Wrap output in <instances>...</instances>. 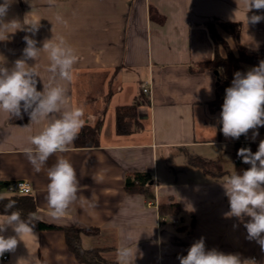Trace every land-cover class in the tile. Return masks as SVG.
Returning <instances> with one entry per match:
<instances>
[{"label":"crops","instance_id":"1","mask_svg":"<svg viewBox=\"0 0 264 264\" xmlns=\"http://www.w3.org/2000/svg\"><path fill=\"white\" fill-rule=\"evenodd\" d=\"M254 14L264 10L246 13L243 0H11L4 22L15 20L21 28L0 40V60L11 69L22 58L25 35L37 47L63 38L79 57L73 79L58 81L67 90L63 109L83 107L85 125L99 123V138L96 148L71 144L37 173L23 148L31 146L29 138L48 121L30 124L27 114L15 121L0 112V182H28L38 220L95 230L81 238L82 247L109 249L105 257L117 264V250L124 245L137 249L132 264H180L177 257L187 255L200 238L206 249L264 264L260 245L247 239L244 223L249 218L225 216L230 207L223 184L234 174L235 140L218 134L219 115L208 112L215 98V71L199 67L214 56L209 24H240L241 45L264 52V21H246ZM32 24H38L35 35L28 31ZM27 63L36 66L37 90H42L52 75L47 53ZM142 84L149 87L148 97L140 95ZM124 106H136L137 123L132 132L119 135L114 113ZM258 138L250 130L236 140ZM60 156L76 171L78 200L64 216L52 218L47 168ZM198 158L213 175L193 165ZM141 173L151 176L144 192L127 193L126 177ZM164 204L176 205V210L159 214L158 206ZM3 234L16 236L11 228ZM3 255L0 264H79L61 231L17 236L16 248Z\"/></svg>","mask_w":264,"mask_h":264},{"label":"clouds","instance_id":"2","mask_svg":"<svg viewBox=\"0 0 264 264\" xmlns=\"http://www.w3.org/2000/svg\"><path fill=\"white\" fill-rule=\"evenodd\" d=\"M53 2V0H50ZM246 13L255 9L264 10V0H243ZM11 0L0 3V40H6L10 30L16 31L21 26L15 20L5 23ZM59 19V17H58ZM247 23L257 24L264 21V14L246 16ZM28 29L35 35L38 24ZM11 31V32H14ZM26 47L22 58L17 59L11 69L0 60V112L9 117L23 119L27 114L32 123L47 120V125L36 135L29 138L31 146L24 147L23 153L33 170L41 172L49 158L56 153H64L78 138L85 126V110L74 106L64 110L67 90L58 81L73 79V66L79 57L63 38L58 41L46 40L42 47L29 35L24 36ZM41 52L47 53L50 64L47 71L51 73L50 83L37 90L39 74L36 66H29L28 60L36 61ZM220 131L228 138L239 139L253 130V138L259 135L258 129L264 127V60L246 73H234L230 87L225 89V97L220 112ZM29 124V125H30ZM237 155L243 163L250 165L242 173L230 175L224 182L225 195L229 200L230 211L226 217L243 219L248 217L244 227L247 239L255 240L264 251V140H261L255 153L250 148H241ZM47 205L52 218H61L69 207L78 200V180L72 163L60 156L47 168ZM0 199H4L0 197ZM82 202L86 198H81ZM15 200H8L4 205L5 214H0V256L6 251H13L17 245V236L32 233L36 219L34 213L22 218L20 211H13ZM9 228L16 236L5 237ZM132 240L131 234L127 236ZM137 249L133 251L128 245L117 250L120 264H132ZM180 264H256L254 259L242 260L238 254H225L216 249H206L204 238L195 241L188 249L187 255L178 256Z\"/></svg>","mask_w":264,"mask_h":264},{"label":"trees","instance_id":"3","mask_svg":"<svg viewBox=\"0 0 264 264\" xmlns=\"http://www.w3.org/2000/svg\"><path fill=\"white\" fill-rule=\"evenodd\" d=\"M218 29H222L227 35L228 39L232 41L234 52L230 49L227 41L221 38L218 34ZM208 32L210 39L213 41L215 50L214 56L211 60L206 63L200 64V69H212L218 72L216 76V85L214 99L208 104V112L210 114L219 115L218 121V134L222 136L223 133L220 131L222 124L220 123V112L222 110V104L225 97V89L230 87L234 79V73L241 72L246 73L245 67H256L259 62L264 60V52L248 50L241 45L238 38L240 33V24L233 23H221L218 26L209 24ZM224 52L222 55L219 53V49ZM136 106H124L115 109V130L119 135H125L132 132L133 126L137 123ZM12 120L18 121L16 118H11ZM99 123L95 125H85L78 138L73 142V146L77 149L83 148H96L98 146L99 138ZM259 135L258 139L254 141L242 142L240 140L234 141V160L233 168L234 173H242L247 170L250 165L243 163L242 158L237 155V152L241 148H250L253 153L258 149V145L261 140H264V127L258 129ZM193 165L200 167L207 175H213V171L207 169L208 163L202 159H195ZM151 181V176L147 173L134 174L132 176L128 175L125 179L124 187L127 193H140L142 194ZM12 183L0 182V189H2L5 195L4 199H0V214H5L4 205L8 203V200H15L16 207L12 209L13 211H20L22 218L27 219L29 213H34L36 215L37 209L34 203V199L30 195H18L16 193H11L8 191L9 186ZM176 210V205H159V214L168 213L172 214ZM36 217V216H35ZM34 224L33 230L38 232L43 231H61L64 233L65 244L68 247L69 252L74 256L75 260L79 264H117L112 260H108L105 257V253L109 249H97V248H87L85 249L81 245V238L86 235H94L96 232L92 229H78L76 227H59L54 226L45 222H41L37 218L32 221Z\"/></svg>","mask_w":264,"mask_h":264},{"label":"built area","instance_id":"4","mask_svg":"<svg viewBox=\"0 0 264 264\" xmlns=\"http://www.w3.org/2000/svg\"><path fill=\"white\" fill-rule=\"evenodd\" d=\"M140 95L144 96V97H148L149 96V87L146 86V84H142L140 85ZM8 191L11 193H16L18 195H32V189L31 186L28 182L25 181H14L12 182V185L9 186ZM3 260H7V256L3 255L2 256Z\"/></svg>","mask_w":264,"mask_h":264},{"label":"rangeland","instance_id":"5","mask_svg":"<svg viewBox=\"0 0 264 264\" xmlns=\"http://www.w3.org/2000/svg\"><path fill=\"white\" fill-rule=\"evenodd\" d=\"M219 31H218V34H219V36L221 37V38H225V40L227 41V44L229 45V47H230V49H232V44H231V41L229 40V39H227V37H225V33H224V31L221 29H218ZM232 45V46H231ZM224 52L222 51L221 52V54H223Z\"/></svg>","mask_w":264,"mask_h":264},{"label":"water","instance_id":"6","mask_svg":"<svg viewBox=\"0 0 264 264\" xmlns=\"http://www.w3.org/2000/svg\"><path fill=\"white\" fill-rule=\"evenodd\" d=\"M214 75H215V76H218V72H217V71H215V72H214Z\"/></svg>","mask_w":264,"mask_h":264}]
</instances>
